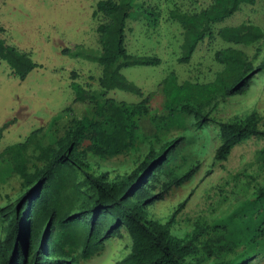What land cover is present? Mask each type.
<instances>
[{"label": "trees", "instance_id": "trees-1", "mask_svg": "<svg viewBox=\"0 0 264 264\" xmlns=\"http://www.w3.org/2000/svg\"><path fill=\"white\" fill-rule=\"evenodd\" d=\"M254 1L211 0L195 12L173 6L168 18L181 29L176 61L187 63L197 44L214 34L231 44L264 39L259 27L244 22L222 26L214 32L215 24L231 16L240 5H251ZM94 11L103 19L95 26L100 51L96 58L99 90L83 87L71 71L69 87L79 113L68 107L69 114L52 121L45 132L41 128L33 129L22 141L9 144L0 152L19 178L22 190L13 203L0 207V264H77L98 253L104 241L120 228L128 234L131 243L128 253L112 264H250L246 257H230L235 241L222 233L200 241L205 228L197 221L192 223L185 238L170 233L173 215L186 198L177 204L166 222L147 218L146 206L161 199L170 186L186 183L192 169L165 183L155 194L149 193L144 183L153 170L182 166L179 155L185 141L180 128H201L219 102L248 88L252 76L264 68V62L253 66L238 49H216L213 59L221 69L211 81L177 82L174 71L169 70L157 83L153 95L142 96L121 69L154 66L161 60L155 55L128 53L124 32L127 19L134 13L151 22L155 21L156 13L135 4L134 0H97ZM0 60L18 80L40 66L28 54L5 43L1 36ZM111 90L142 97L134 102L115 100L107 96ZM154 96L160 99L159 112H151ZM144 120L149 121L153 131L141 137L139 131ZM8 124L9 121L1 124L0 135ZM217 127L220 137L214 153L217 160H224L236 144L247 138H264L254 111L217 122ZM140 141L147 142L146 153L123 176L109 180L104 173L93 175L81 169L87 159L105 160L126 154ZM256 155L257 161L264 163V145ZM255 192L257 198L264 196L262 188H256ZM243 228L253 235L255 229L252 231L247 223ZM258 233L262 235L264 230Z\"/></svg>", "mask_w": 264, "mask_h": 264}, {"label": "rangeland", "instance_id": "rangeland-1", "mask_svg": "<svg viewBox=\"0 0 264 264\" xmlns=\"http://www.w3.org/2000/svg\"><path fill=\"white\" fill-rule=\"evenodd\" d=\"M97 0H0V36L38 63L23 80L15 78L4 61L0 60V126L8 122L0 135V152L12 143L22 141L33 129L45 132L52 121L65 118L68 107L78 114L79 106L72 102L69 73L74 71L76 81L83 87L97 92L99 66L96 58L99 45L95 26L103 19L94 11ZM211 0H134V3L156 13L155 21L134 13L126 21L124 46L134 55H155L160 63L154 66H132L121 69L124 77L134 83L142 96L153 95L159 80L173 70L176 81H211L221 65L214 61L213 51L231 47L243 52L253 66L264 62V39L250 44H231L221 41L215 34L197 44L187 63H179L181 29L168 18V11L177 7L181 11L195 12L209 5ZM249 23L264 34V0L242 4L231 16L214 25V32L222 26ZM91 77V78H88ZM107 96L115 100L134 102V94L111 90ZM151 112H159L160 99ZM254 111L258 126L264 130V68L256 72L248 88L219 102L201 128L185 126L184 146L179 157V168H161L152 171L144 185L151 194L162 190L165 183L192 169L190 179L180 185L170 186L161 199L146 206L147 218L166 222L177 204L184 198L182 208L173 215L170 233L185 238L197 221L205 228L200 237L222 233L235 241L230 257L248 258L250 264H264V196L257 198L256 188L264 189V163L257 161V151L264 145V138L250 137L236 144L224 160L215 159V149L220 144L217 122L230 121ZM149 121L140 126V135L152 133ZM48 139L52 137L48 135ZM116 157L84 161V172L104 173L114 179L128 173L145 155L147 142ZM156 147V146H155ZM79 178L82 175L79 174ZM22 190L19 178L0 155V207L13 203ZM247 223L253 235L243 226ZM259 229V230H258ZM2 234L0 235V237ZM131 240L123 228L108 237L102 249L77 264H112L129 251ZM200 242L197 243L199 246Z\"/></svg>", "mask_w": 264, "mask_h": 264}]
</instances>
